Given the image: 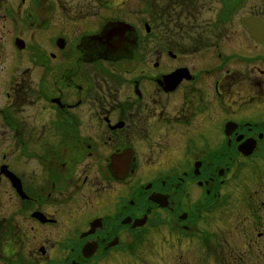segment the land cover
I'll return each instance as SVG.
<instances>
[{
  "label": "flooded vegetation",
  "instance_id": "1",
  "mask_svg": "<svg viewBox=\"0 0 264 264\" xmlns=\"http://www.w3.org/2000/svg\"><path fill=\"white\" fill-rule=\"evenodd\" d=\"M127 1L2 7L0 264H206L219 221L263 264L264 0Z\"/></svg>",
  "mask_w": 264,
  "mask_h": 264
},
{
  "label": "rangeland",
  "instance_id": "2",
  "mask_svg": "<svg viewBox=\"0 0 264 264\" xmlns=\"http://www.w3.org/2000/svg\"><path fill=\"white\" fill-rule=\"evenodd\" d=\"M121 1L122 0H113V3L116 5V8H118L117 5L120 4ZM144 1L145 0H128L127 4L125 6H122L123 10L125 12L131 11L132 13H134L136 15V17L138 16L139 18H142L144 20V18H145ZM20 4H22L20 2V0H0V46L1 47L4 46V48L2 50V55H3V57L5 55L6 60L3 62V65L5 67H7V68H5L4 66H2L3 73L0 75V82L3 79L6 80V76H7L8 71L12 72L13 74L15 72L16 75H19L21 72V70H18V69H8L14 65L17 67L18 65H20V63L17 64V61L14 58L10 47H8L9 45L8 44H6V46H5V44L2 45V39L6 36L7 31L10 29V27H9V22L5 21L4 17H1L2 16V7H8L9 9H14V8L17 9V6H21L24 9V6H22ZM120 10H122V8H120ZM13 14H15V13H13ZM15 16H16V14H15ZM10 25H11V21H10ZM14 26H15V24H14ZM139 28H140V30H143L142 24H139ZM31 33L32 32H30L29 30H27V31L24 30L23 35H30ZM3 41H4V39H3ZM7 69H8V71L6 73ZM20 76H22V74H20L19 77ZM26 76H27V74H24L22 77H26ZM3 84H4V80H3ZM0 94H1V92H0ZM3 104H4V100L2 97H0V106H3ZM248 164H249V166L242 173V178L246 181L245 183H247L249 186H256V187L260 188L261 198H259V196L257 195L258 193L256 194L257 196L256 195L255 196L258 197L260 201L264 202V176H262L260 173V166H257L252 161H249ZM245 172H248V173L244 176ZM230 189H231L230 186L227 185L226 187H224L222 189V192H226L228 194L229 193L231 194ZM232 210H234V209H232ZM228 213H233V212L230 211ZM215 224H216V229H217V233L215 236L217 237V239L213 240V242L211 241L208 248H206V247L202 248L201 247L203 249L202 253L207 255L206 264H208L209 262H211L212 264H243V263L244 264H259L257 259H260L261 257L260 256L255 257V255H254V254H256L255 252H253L252 255L249 256V258H247L246 256H243L241 258L242 260H240L237 257L234 258V256L232 257L230 255H237L238 253H241V252L245 251L246 249H248V247L253 248V249L249 248L248 249L249 251H256L255 249L258 248V243H259V245L262 244L261 241L254 243L251 241L248 242L247 239H243L242 231H244V229H242L239 225H238L239 226V229H238V227H236V226L235 227L229 226L227 228L225 226V224L222 223L221 221H219V223L216 222ZM221 236L225 237L227 244L222 242ZM237 238H239V239H237ZM249 244H251V245L249 246ZM191 245L193 246V249H194L193 252L196 254V251H195L196 250L195 248H197L196 245L195 244H191ZM223 255H225V256H223ZM181 256H182V254H181ZM221 256L226 257L224 262H219L216 260V258L221 257ZM230 258H232V259H230ZM255 258H256V261H255ZM234 259H235V261H234ZM118 260L120 262L123 261V260H121V258H119ZM120 262H116V263H112V264H130L129 261H127L126 263H120ZM148 262H149V264H151V263L161 264L160 260L157 261V263H155V258H153V257L150 258V260H148ZM135 263L136 264H147L146 262H143V260H140V259H138V260L136 259Z\"/></svg>",
  "mask_w": 264,
  "mask_h": 264
}]
</instances>
